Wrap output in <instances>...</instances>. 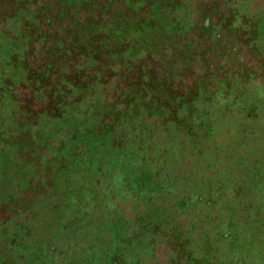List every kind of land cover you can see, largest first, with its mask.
<instances>
[{"label": "trees", "instance_id": "trees-1", "mask_svg": "<svg viewBox=\"0 0 264 264\" xmlns=\"http://www.w3.org/2000/svg\"><path fill=\"white\" fill-rule=\"evenodd\" d=\"M185 2L0 0V264H264V0Z\"/></svg>", "mask_w": 264, "mask_h": 264}, {"label": "rangeland", "instance_id": "rangeland-1", "mask_svg": "<svg viewBox=\"0 0 264 264\" xmlns=\"http://www.w3.org/2000/svg\"><path fill=\"white\" fill-rule=\"evenodd\" d=\"M193 1L197 3V1H202V0H193ZM189 3H190V0H187V2H185L184 6L182 8L183 11L181 12V18L184 21H188L185 14L190 9L188 7ZM203 22L207 23V19H204ZM186 39L189 40L190 38L188 39L186 37ZM4 42H8V41L2 39V37L0 36V46ZM192 42L194 43V45L198 51L197 52L198 53L197 54V60H198L197 65L203 64L204 65L203 69H205V70H207L209 68V65L206 63V60L208 57L207 54L208 53L211 54V57H212L211 62L216 69V71H215L216 74H211V79L207 78L206 80H209V81L212 80V81H215L217 83H221L222 81H227L232 76H238L239 81L242 84L250 83L251 87L254 90H257V88L259 87V84L263 83L261 78H259L258 74L253 72L252 68H250V69L248 68L246 70L245 69L244 70H235V68L231 69L225 63H223V56H224L225 52H224V49L221 47L222 46L221 43L218 42L217 45L215 43L216 46H211V45L209 46L208 43L204 42L201 39H195ZM227 44L229 45V40H226V42L223 45L225 46ZM246 174H247V172H246ZM246 174H241V176H244V178H247ZM4 189L6 190V188H4L2 186V184H0V194H2V191L3 192L5 191ZM222 209H223V206H222ZM219 210H221V209H218L216 205H214V204L212 205L211 211L213 212V216L210 219V225L208 228L209 231L207 230V232L202 235L201 242H200V245H202V247H203L202 254H204V255L207 254L203 257L201 264H211V262L208 260V254H209L210 246L218 244V242H217V239L219 238L218 224H220L221 229L226 233L232 234L236 231L234 226H230L227 223L226 210L223 209L220 212H218ZM246 255L254 256V255H257V253H256L255 249H253V250H251V253L246 252L243 255H241V257L242 256L246 257ZM227 256H229V260L226 262V264H239L238 255L227 254ZM185 262H186V258L181 257L180 254H175L172 246L169 247L168 254L166 255V257H164L160 260L161 264H184ZM221 262L219 261V263H221Z\"/></svg>", "mask_w": 264, "mask_h": 264}]
</instances>
